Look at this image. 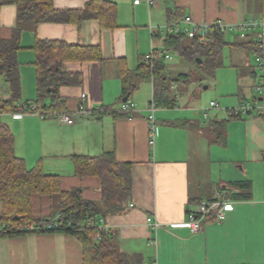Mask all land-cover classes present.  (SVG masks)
I'll return each mask as SVG.
<instances>
[{
	"label": "crops",
	"instance_id": "obj_1",
	"mask_svg": "<svg viewBox=\"0 0 264 264\" xmlns=\"http://www.w3.org/2000/svg\"><path fill=\"white\" fill-rule=\"evenodd\" d=\"M88 1L53 0V4L59 10H75L82 9ZM106 1L116 7L113 28L102 27L98 20H84L80 25L42 22L35 31L21 32L17 52L19 102H32L37 97L33 48L36 40L97 46L101 60L65 65L66 71L80 72L82 77L80 85L62 86L57 95L73 116V124L37 114L2 111L10 88L0 79V116H9L7 124L0 123L7 125L13 135L15 155L29 170L40 166L44 173L59 176L62 190L79 187L83 198L95 202L101 200L100 180L94 175H77L74 157L113 153L118 162L129 164L131 192L126 207L107 215L102 225L113 246L126 255L139 256L142 264H264V111L230 118V108L224 115L216 106L211 107L210 101L205 109L207 117L204 110H195L196 107L190 109L194 115H172L170 109L177 106L180 97L172 93L170 104L160 96L151 129L149 105L160 87L143 77L144 67H140L151 51L172 49L167 45L170 34L166 26L184 16H190L199 26L258 21L253 35L246 31L245 41L224 39L238 52L250 50L255 61L258 34H264L262 1L253 0L248 14L237 0H172L173 9L167 2L157 0L152 6L145 0ZM176 9L185 12L179 14ZM16 12L15 4L0 7L1 37L10 36ZM233 67L239 104L256 96L254 86L259 71L248 56ZM165 70L163 65V81L169 78ZM169 75H186L182 80L185 83L190 73ZM145 81L151 83L148 88L152 99L147 103L139 101V89ZM82 94L85 99H81ZM124 97L134 104L130 117L121 108ZM45 100L48 106L53 103L50 97ZM81 104L85 113L77 111ZM199 117L204 122L198 121ZM218 122L225 123V142L216 140ZM240 181H248V198H228V189L240 191L236 184ZM217 191L232 201L224 218L216 222L210 217L198 232H191L187 212L200 201L213 198ZM31 211L35 219L53 215L50 197L32 195ZM83 260L82 243L68 233L40 231L0 237V264H83Z\"/></svg>",
	"mask_w": 264,
	"mask_h": 264
},
{
	"label": "trees",
	"instance_id": "obj_2",
	"mask_svg": "<svg viewBox=\"0 0 264 264\" xmlns=\"http://www.w3.org/2000/svg\"><path fill=\"white\" fill-rule=\"evenodd\" d=\"M261 1L264 7V0ZM5 4H15L17 7L16 24L10 36H0V79L8 83L10 88V96L1 107L5 112L15 111L20 100L17 52L24 29L35 31L42 22L80 25L84 20H98L102 27H115L116 7L106 0H90L82 9L75 10L56 9L53 0H0V7ZM224 33L213 25L205 33L196 32L193 37H189V42L185 41L187 36L184 34H170L167 36V45L187 59L200 58L202 62L199 67L213 74L222 65ZM33 48L36 52L37 97L32 102L39 111L45 113L67 112L65 102L57 96L59 88L80 85L82 77L80 72L66 71L65 65L74 61L101 60L99 47L70 45L60 40H36ZM162 61L161 58L152 60V63L144 60L140 65L144 67L143 77L152 79L155 86L160 87L152 100L156 105L161 102L160 96L166 102L172 95L171 83L170 87L163 83ZM185 77L179 76V79L184 80ZM47 97L53 102L50 106L44 103ZM214 131L216 140L225 142V123L218 122ZM73 160L77 175L99 178V202L83 198L79 187L62 190L59 176L44 173L40 166L27 169L23 160L14 153L11 131L7 125L0 123V237L44 231V224L54 223L56 226L47 231L71 234L82 243L83 264H142L139 256L126 255L113 246L108 231L102 225L107 215L121 212L126 207L131 192L130 165L118 162L113 153L97 157H74ZM247 183H236L240 191L228 189V198H248ZM34 194L49 196L52 207L53 201H56V215L35 219L31 211V197ZM31 226L35 229L29 230ZM98 234L100 238H97Z\"/></svg>",
	"mask_w": 264,
	"mask_h": 264
},
{
	"label": "rangeland",
	"instance_id": "obj_3",
	"mask_svg": "<svg viewBox=\"0 0 264 264\" xmlns=\"http://www.w3.org/2000/svg\"><path fill=\"white\" fill-rule=\"evenodd\" d=\"M161 3L165 4L167 2L169 4L170 9L174 8V2L172 0H157ZM243 3L242 11L247 14L250 11L251 2L253 0H237ZM178 5V4H177ZM179 14H183L185 12L184 9H176L175 11H179ZM188 10V9H186ZM183 11V12H182ZM247 17V16H246ZM253 30L247 32L249 35H253ZM246 31H238L234 28L232 30H227L224 33V39L226 42H234V41H245L246 40ZM243 35V36H242ZM245 37V38H244ZM185 41L189 42L191 39L189 37H185ZM172 58L170 60H163V65L165 67L166 75L169 76L168 79L164 80L163 83L170 87V83L173 85H177L176 88L172 89V93L179 94L180 97L176 102V107L170 109L172 115H182L191 114L194 115V110H190L191 108H198L195 110H204L209 106L210 101L215 102L217 105L215 107L216 110L222 111L224 115L227 114L226 108H236L239 106L238 104V95H237V77L236 71L233 65H237L240 62H245V57L248 56L251 60V64L256 66L257 73L259 71V67H257V63L254 61L252 57V53L250 50H247L246 53L238 52L235 48H230L228 44L223 45L221 50V61L223 62V66L218 67L214 73H207L204 68L201 69L199 64L194 60L189 61V59L181 56L176 51L170 49L168 51ZM255 63V64H254ZM169 70V71H168ZM168 71V72H167ZM176 72H187L190 73L189 80L182 81V78L179 79L178 76L169 75V73ZM144 84L139 89V101L140 102H148L152 98L151 96V83L149 81H145ZM150 87V89L148 88ZM172 94V96H173ZM257 95V94H256ZM47 104V100H45ZM163 109H168L161 107ZM159 109V108H157ZM264 111V110H263ZM197 112V111H196ZM203 112V113H204ZM211 113V111H210ZM8 115L0 116V122L7 124ZM200 122H204L202 117L197 119ZM225 192V190H223ZM53 215L56 213V201H53Z\"/></svg>",
	"mask_w": 264,
	"mask_h": 264
},
{
	"label": "built area",
	"instance_id": "obj_4",
	"mask_svg": "<svg viewBox=\"0 0 264 264\" xmlns=\"http://www.w3.org/2000/svg\"><path fill=\"white\" fill-rule=\"evenodd\" d=\"M149 6H152L155 4V0H145ZM180 24L184 25H190L191 28L188 27H181ZM260 23L256 20H248L243 23L237 24V25H224L222 23L214 24V26L221 30V31H227L232 30L233 28L238 31H245V30H251L256 28ZM213 26V25H212ZM211 26L203 25L199 26L193 22L190 16H184L179 22L172 23L168 26H166V32L169 34H184L187 37H193L196 32L199 30L205 33ZM154 31V29H153ZM257 53L255 54V61L257 63V66L259 67V78L258 83L254 86L255 93L257 94L250 100H244L242 101L238 107L236 108H230L228 109V114L233 117H241V116H247L251 115L255 112L259 113L264 110V34L259 33L258 34V44H257ZM171 59L172 55L169 52L166 51H151L146 56V61H150L152 63V60L156 59ZM81 99H85V95H81ZM217 104L215 102H211L210 106L215 107ZM122 111L125 113L127 117L131 116V113L134 109V104L126 101L122 104ZM156 104L154 102L150 103L149 110L150 114L148 116L149 124L151 126V129H153L154 125V112L156 110ZM77 111L79 113H85L86 109L81 104L79 105ZM12 114H37L43 118H55L59 120L62 123L66 124H73L74 118L73 116L68 112H57V113H45L44 111H39L37 108V105L34 102H18L16 105V110L11 112ZM208 116V111L204 113V117ZM232 205V201L228 198H226L225 194L221 191H217L215 196L210 199L202 200L200 201L195 208L187 212V224L189 226V229L191 232H198L201 229L202 224L210 217H213L216 222L221 221L225 216V210L228 209ZM151 219L148 218V222H150ZM156 225V223H154ZM56 226V224H44L42 226V230L47 231L49 229H52ZM35 228L31 226L29 230H34ZM104 230L107 232V230L104 228ZM101 235L98 234L97 238H100ZM155 264V263H152Z\"/></svg>",
	"mask_w": 264,
	"mask_h": 264
},
{
	"label": "water",
	"instance_id": "obj_5",
	"mask_svg": "<svg viewBox=\"0 0 264 264\" xmlns=\"http://www.w3.org/2000/svg\"><path fill=\"white\" fill-rule=\"evenodd\" d=\"M196 61H197L198 64H200L202 62V60L200 58H196ZM126 100H127V97H124L123 101L125 102Z\"/></svg>",
	"mask_w": 264,
	"mask_h": 264
}]
</instances>
